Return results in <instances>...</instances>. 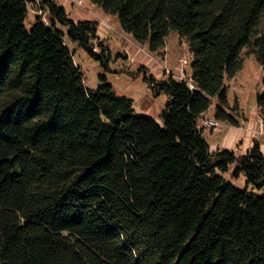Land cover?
Here are the masks:
<instances>
[{
    "label": "trees",
    "instance_id": "obj_1",
    "mask_svg": "<svg viewBox=\"0 0 264 264\" xmlns=\"http://www.w3.org/2000/svg\"><path fill=\"white\" fill-rule=\"evenodd\" d=\"M30 1L0 0V264H264L261 145L213 151L199 123L214 97L241 123L225 79L244 48L264 66V0H92L152 51L188 42L189 80L145 76L161 120L107 76L85 84L65 35L108 69L96 20L42 0L28 30Z\"/></svg>",
    "mask_w": 264,
    "mask_h": 264
},
{
    "label": "rangeland",
    "instance_id": "obj_2",
    "mask_svg": "<svg viewBox=\"0 0 264 264\" xmlns=\"http://www.w3.org/2000/svg\"><path fill=\"white\" fill-rule=\"evenodd\" d=\"M57 2L64 5L67 13L74 20H96L99 40L109 46L113 55L107 69L100 60L80 47L78 42L71 41L68 34L65 35V41L73 51L75 61L84 74L85 84L89 88H97L101 76H107L108 82L113 84L119 95L124 94L133 99L135 114L161 120L170 97L166 94L155 96L150 84L145 81V76L154 75L160 79L173 75L177 79L189 80L193 68L191 66L193 53L190 52L186 39L181 38L177 30H173L167 36L166 46L158 51H152L149 45L140 43L125 32L117 16L103 11L92 0H57ZM39 15L46 21L49 18V14L42 7V0H31L25 21L26 29L31 30ZM243 50V67L234 77L225 79L229 103L235 109L232 111L240 122H244L246 115L249 117L256 115V121L261 125L259 119L263 116L257 106V98L263 92L264 66L250 48ZM96 51L99 52L100 48L97 47ZM181 58H187L188 63L181 65ZM217 100L218 98L214 97L209 107L214 112H216ZM258 134L264 136L262 125ZM209 136L212 138L211 134H208ZM234 183L237 186H245L241 178L234 180ZM260 193L264 194V190Z\"/></svg>",
    "mask_w": 264,
    "mask_h": 264
},
{
    "label": "crops",
    "instance_id": "obj_3",
    "mask_svg": "<svg viewBox=\"0 0 264 264\" xmlns=\"http://www.w3.org/2000/svg\"><path fill=\"white\" fill-rule=\"evenodd\" d=\"M208 109L199 119L200 125L202 124V118L215 117L214 110L211 108ZM203 128L204 135L208 139V142H210V147L213 151L218 148L227 147L235 149L236 151L246 152V150L252 147L255 141H258L264 153V136L258 134V131L261 130V125L256 121V115H252L251 117L246 115L244 122H241L237 126L223 121L222 125L215 129L209 127ZM208 134H211L212 138L210 136L208 137Z\"/></svg>",
    "mask_w": 264,
    "mask_h": 264
},
{
    "label": "built area",
    "instance_id": "obj_4",
    "mask_svg": "<svg viewBox=\"0 0 264 264\" xmlns=\"http://www.w3.org/2000/svg\"><path fill=\"white\" fill-rule=\"evenodd\" d=\"M188 63V60L187 58H181V65H186ZM181 79H184V78H181ZM262 127H264V118L261 117L259 119ZM201 125L205 128H214V127H217V126H220L222 123L216 119L215 117H208V118H202L201 120Z\"/></svg>",
    "mask_w": 264,
    "mask_h": 264
}]
</instances>
